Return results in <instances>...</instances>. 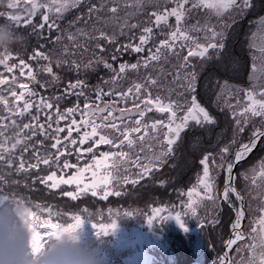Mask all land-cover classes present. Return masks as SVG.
I'll return each instance as SVG.
<instances>
[{
    "label": "snow or ice",
    "instance_id": "6c2138e0",
    "mask_svg": "<svg viewBox=\"0 0 264 264\" xmlns=\"http://www.w3.org/2000/svg\"><path fill=\"white\" fill-rule=\"evenodd\" d=\"M13 2L8 4L9 9L13 7ZM25 3L30 6V11L26 15L8 16L9 20L15 22L16 28L30 27V35L44 39H49L42 35L45 27L49 32L56 30L60 34L51 42L62 44L66 37L68 44L63 45L61 53L65 57H74L75 49L78 48H83L87 52L85 43L94 42L95 62L103 63L106 69H111L114 73L109 80L104 81V85L111 84L112 87L105 92L104 87L98 85L95 90V99L91 101L84 91L87 88L85 80L69 82L63 92L54 96H40L36 99L38 94L29 87V84L20 83L18 91L16 75L9 77L0 73V105H3V110L7 114L0 116V168H15L17 173H28L31 169L39 170L42 164L49 169H55L48 175L34 177L33 181H38L49 190H60L62 197L71 198L72 201L87 197L89 193L91 197L101 196V199L105 201L110 196L127 195L128 185L137 186L140 181L167 163L168 157L173 153L174 145L191 124L205 127L216 123L215 117L199 103L194 94L197 73L192 60L194 58H199L201 61L209 60L213 52L219 53L225 47V29L230 27L223 22L224 17L228 16L232 19L243 15L254 6L253 0H98L97 3H93L92 0H25ZM168 5L172 7L169 8ZM81 6L86 7V12L78 15L68 27H75L81 21L84 26L75 27L74 32L67 29L61 30L58 21L71 9ZM122 7H133L137 12L152 7L153 11L148 14L147 20L129 23L135 13H125L121 17L119 13ZM37 14H40L42 19L39 24H34L33 18ZM200 14H203L202 20L197 18L195 24L190 23L194 16L199 17ZM3 15L4 12L0 11V16ZM170 18H174V24L170 22ZM214 19L220 22L219 31H217V25L213 23ZM92 20L97 23L89 27V22ZM98 23H102L104 28L98 27ZM109 23L118 27L119 32L105 31ZM125 29L132 34V38L128 43L121 45L118 43V35H125ZM136 29H140L138 42L134 34ZM258 30L264 35V17L259 20ZM157 32L164 38L159 39L158 44L148 48L146 57H141L136 63H121L118 70L113 68L103 55H96V49L103 53L111 45H116L112 60L117 59L116 53L119 52L130 51L139 55L145 51V47L150 42L156 39ZM82 38H85V43L80 42ZM101 41L105 43L102 44ZM69 45L72 46V51L69 50ZM252 46L255 47V45ZM259 52V56L252 57L253 62L249 73L250 87L234 88L227 82L220 86L217 103L219 104L223 99V107L231 112L234 121L232 139L220 147L218 152H207L200 159L202 174H198L196 185L187 189V201L182 200L179 205L183 212L176 211L173 214L166 208L155 207L151 210L152 214L146 217L150 225L154 221L172 217L184 228L182 218L193 216L203 228L206 223L218 225L219 219L212 216L209 220L208 215L211 213L201 217L199 210L211 204L212 211L217 212L220 207L218 202L221 200L227 202L235 213V220L231 224L234 238L225 242L228 251L219 256L215 264H264V159L259 162V171L254 166L249 170L250 177L245 174V180H251V187L246 194L251 199L259 201L256 207H253L251 199L246 201L245 193L236 188L232 175L236 164L256 148L258 141L264 139V47H261ZM13 59H18L19 63L9 66V61ZM29 59L47 62L37 69V72H46L51 77L49 81L41 83L42 88L58 84L61 78L53 71V60L50 55L36 50ZM173 60L175 63H172ZM161 62L170 64L175 74L169 82L168 95L153 96L151 89L159 86L162 76L171 74L165 71ZM93 63V60H89L88 63L82 64L74 58L70 63L67 59L60 57L55 60L57 67L67 64L70 70H75L77 73L80 72L81 67L92 68ZM0 65L8 73H13L14 69L18 68L21 77L25 76V70H27V78L31 82H39L37 72H34L18 54L13 55L11 51L0 52ZM141 68L145 71L149 68L153 69L157 72L156 77L153 78L149 74L142 80L132 81L126 90L122 89L120 81L126 73L129 70L139 72ZM186 93H192L190 100L186 98ZM73 94L78 97L77 103L61 110L59 101ZM173 95L176 99H172ZM79 97H84L85 100L82 108ZM105 97L109 99L105 100ZM129 98H131L130 101ZM233 98L235 103H230V99ZM121 102L124 104L123 107L120 106ZM129 103L131 107L128 106ZM33 109H35V115H32ZM153 112L159 113L161 118L149 119V114ZM78 113L79 120L76 118ZM26 115L30 117V121L21 126L18 118ZM42 115L43 122H41ZM62 122L63 126H61ZM10 128H15L17 131L12 135H6ZM249 128L251 132L248 142L241 143L235 152L234 160H229L238 137ZM65 132L67 135L62 136L61 134ZM74 133L78 139L73 137ZM37 136L43 139L33 144L32 141ZM47 140L52 141L51 150L45 148ZM89 142L91 146L86 147L85 145ZM101 145L119 150L103 151L97 156L94 149ZM125 148L128 150L125 151ZM17 150H20L19 157L15 155ZM29 152H31L30 159L35 160V163H27L26 166L25 156ZM88 155L91 159L81 166V162ZM71 156H75L76 163H72L67 158ZM17 159L18 166L14 163ZM61 159H63L62 165ZM221 171L225 174L222 192L217 189V176ZM9 175L11 173L0 175V198L6 195L5 186L12 187L20 183L15 180L9 182L6 179ZM62 185L75 186V190H62ZM24 186L28 187L27 184ZM252 188L258 189L255 196L252 195ZM11 195L26 204L28 219L37 222L33 236L37 244L44 241L52 230L60 226L59 222H53L52 217L58 218L61 213L54 212L52 207H42L40 203H36L34 207L37 211H34L31 201H25L22 196L18 197L15 191ZM84 211L86 212L87 209ZM40 212H46L49 218L42 219ZM132 213L125 211L123 214L131 215ZM109 214L112 215L111 211ZM246 218L250 220L251 226V231L247 234L243 231V221ZM70 219L71 222L65 226L67 229L79 227L83 222L80 214H71ZM92 226L97 234H107L116 228V220L112 219L108 224L93 223ZM245 240L250 243L236 248L240 259L230 257L229 252L233 246ZM245 251L246 257L243 255Z\"/></svg>",
    "mask_w": 264,
    "mask_h": 264
},
{
    "label": "rangeland",
    "instance_id": "374dc122",
    "mask_svg": "<svg viewBox=\"0 0 264 264\" xmlns=\"http://www.w3.org/2000/svg\"><path fill=\"white\" fill-rule=\"evenodd\" d=\"M92 2L97 3L98 0H92ZM162 7H163V5H162ZM168 7L170 8V7H172V5H168ZM80 9L81 10L71 9L69 12H67L64 15V17L62 19H60L58 21L61 30L67 29V25L71 21H73L72 17H77L81 13L86 12V7L81 6ZM0 11L5 12L7 10L3 7H0ZM152 11H153L152 7H148L144 11H141V12H137L136 9H134L132 7H128V8L122 7L119 15L121 17H123L125 15V13H135V15H133L130 18L129 23H140L142 21L147 20L148 14L151 13ZM249 11L250 12H248V13L246 12L243 15L235 16L232 19H229L228 16H225L224 21H223L224 23H227L230 25V27L225 29L226 40H228V42H230L228 44V46L232 47V43H233V45H235L236 39L240 38L241 39L240 40V46L244 45V51L248 55V57L245 58L244 56H247V55H245V53L243 51H238V53H233V56L235 57V59L232 58L234 64L236 65L235 70H239V72H242L244 70L242 73L238 74L239 79H242V77L245 74V70H247V72L245 74V81L243 82L245 84H240V83H242V81L239 82L236 77L232 78L233 74L224 73L221 78L218 77L219 79L216 81V86L212 87L213 90H209V88H210L209 86L212 84V80L214 77L212 79L204 78L205 77L204 71L207 68L215 67L218 62H219L220 67L223 70H227V69H224L225 68L224 64L219 61V58L223 55V54L220 55L221 52H224L226 47H227L226 40H225V47L219 53L213 52L211 54V59L201 61L199 58H194L192 60V63L195 65V71L197 73L196 92L194 94L197 96L199 103L202 106H204L209 112H210V108H211V110L215 109V106L210 105L209 103L211 101L212 102L216 101L217 94L221 90L220 86L222 84H224L225 82H227L229 85L233 86L234 88L235 87H239V88L250 87L249 73L251 71V64L253 62L252 57H253V55L259 56L260 55L259 49L261 47H264V35H262L258 30V23H259L260 18L264 17V12L261 15L257 16L256 13H254V11H253V7ZM101 15H105V13H101ZM202 15L203 14H200L199 17L194 16V18L190 20V23L195 24L197 18H200L202 20ZM241 18H246V20L241 21L240 25H238L240 27L243 25L244 27H243V30L239 29L238 30L239 34H237L236 28L235 29L233 28V25H234L233 23H236ZM41 19H42L41 15L37 14L33 18V23L39 24L41 22ZM92 21H95V20H92ZM170 22L174 24L175 23L174 18H170ZM213 23H215L217 25V31H219L220 30V22L216 21L214 19ZM241 23H242V25H241ZM80 24H81V27H83L82 21L80 22ZM99 25H100V27L104 28L103 27L104 25L102 23H99ZM76 26H78V24ZM145 26H147V25H145ZM16 29H17V31L28 35V38H29L27 46L25 48H22L23 50H25L24 53H17V54H21V55L25 56V57H23V60H25L24 58L29 56L30 53H32V51L40 50V51L45 52L46 54H48L52 57V60H53L52 67H53V70H58V72H56V74L58 75L60 67L56 66L55 60L57 57H60L61 59H64V58L61 57V53L59 51H57V49L55 48L57 45L51 46V43H47V42H49L50 40H53L51 38L56 37L60 33H58L56 30L49 32L47 27H45L42 35L49 37V39H44V38H38L35 35H30L29 34L31 32L30 27L21 26V27H18ZM118 29H119L118 27L109 23V25L105 28V31H107L108 33H112L113 31H116ZM126 31H128V30H126ZM254 33L256 34L255 36L253 35ZM231 34H232L233 39H231ZM139 35H140V29H139V33L136 36L137 42H138ZM201 35H203V34H201ZM128 36H130V33L126 35V37H128ZM156 37H157V42L154 44H158L159 39L164 38L163 36L159 35V32H157ZM33 39L34 40L37 39L38 41H40L42 43L41 45H44V47H41V45L37 43L39 46V49L34 50L32 48V45H36V44L32 43ZM127 39L126 40L123 39V42L121 45L126 44L130 41V40L128 41ZM153 45L152 46L147 45V46L149 48H151V47H153ZM252 45H255V47H253ZM12 52L15 53L14 51H12ZM185 54H186V51H185ZM229 54H231L230 50H229ZM120 60H122V59H120ZM248 60H249V64H248L249 67L247 66V63H246ZM41 62L43 64L47 63L46 61H43V60H41ZM172 63H175V61L173 60ZM161 65L164 67L166 72L171 73V74H169L167 76H162L160 79L159 86L151 89L153 96H156L157 94H159L161 96H167L168 95L167 89L170 86L169 82L172 80V77L175 74V70L171 68L170 64H164L163 62H161ZM230 68L233 69L234 66H232ZM118 69H119V67L117 68V70ZM150 69L151 68H149L147 71L140 70L139 72H134L132 70H129L126 73L125 77L120 81V87L122 89L126 90L132 81L142 80L143 77H145L149 74H151L152 77L155 78L157 75V72L154 70H150ZM2 70H5V69L2 65H0V73H3ZM157 70H158V68H157ZM189 71H192V69H189ZM110 72L112 75H114L112 70H110ZM26 73H27V70H25V76L24 77H27ZM13 74H15V72H13L12 75ZM12 75H10L9 77H11ZM246 75H248V76H246ZM6 76H8V75L6 74ZM24 77H21L20 73L18 72L17 86H16L18 91H19L18 85L20 83H27V84H29V87L38 94L36 99H39L40 96L48 97V96H54L55 95L54 93H55V90L57 89L56 87H58L56 84L49 86V87H46V88H42L41 83L46 82V81H44V79H42V77L39 78L37 76V80L39 81L38 82L39 86L31 84L28 81L29 78L26 81L25 80L22 81V79ZM68 84L69 83L67 82V85ZM180 91H183V89H180ZM208 92H212L210 98L208 97ZM191 95H192V93H186L185 94L186 98L189 100L191 98ZM241 98H242V94H241ZM172 99H176V96L173 95ZM77 100H78V98H76L74 94L69 95V98L66 99L65 101H59V107L61 108V110L72 107L77 103ZM130 100H131V98H129V101ZM181 102H183V101H181ZM229 102L235 103V99L234 98L230 99ZM206 103L209 105H206ZM79 104L81 105L80 100H79ZM223 104H224V101H223ZM123 106H124V104H123ZM123 106H121V107H123ZM128 106L131 107V104L129 103ZM2 110H3V106H2ZM221 110L222 111L220 112L219 115L222 114V119H223L222 123L223 124L225 123L224 126H227V125L230 126V128H231L230 130H232L231 135H233L234 121L232 120L231 112H230V110H228L227 108H225L223 106H221ZM4 115H7V114L3 110V112L1 113L0 116H4ZM32 115H35V114H32ZM211 115H213L215 117L216 123L218 124L219 123V121L217 122L218 115L217 116L214 114H211ZM41 117L44 118L43 115ZM76 118L78 120L80 119L79 113L77 114ZM158 118H161V115L159 113L153 112V113L149 114V119H158ZM29 121H30V117L26 120L25 123H27ZM228 121H230V122H228ZM215 124L210 125L211 126L210 128L215 127L214 126ZM192 125L194 126L195 124H192ZM61 126H63V125H61ZM210 128L208 126L200 127V126L196 125L194 129L189 131V134L184 136V138L185 137L189 138L191 135L192 137H190V140L193 138L194 143H197L199 146H203L204 143L212 144V139H216L217 137L212 135ZM15 131L16 130H14V128H10L8 130V132L6 133V135H12V133H14ZM250 132H251V128L246 130L241 136L238 137V139L242 137L240 139L242 141L237 142L238 146L234 149L231 160H234L235 152L239 149L240 144L248 142ZM184 133H185V131L182 133L179 141L174 145L173 152H174V150H177L178 146H180L183 143L184 138L182 139V137H183ZM61 135L62 136L67 135V132H65ZM217 136L218 137L220 136L219 133L217 134ZM73 137L78 139V137H75L74 135H73ZM221 137H224V136L222 135ZM261 141L264 142V139H262ZM261 141L257 142L256 148L253 149V151L245 159L238 162V164L235 167L234 184H235L236 188L238 190H240L242 193L246 194L248 189L251 187V180L250 179L245 180V174H248L250 177L251 173L249 170L251 168H253L254 166H256L257 171H259V167H258L259 162L262 159H264V144H262L261 147H258V145L261 143ZM33 144H36V143H33ZM45 144H46V141H45ZM192 145H193V143H191L190 146H192ZM85 146L90 147L91 143L89 142ZM45 148L48 150H51V144L46 145ZM118 150L119 149H112L111 146H107V145H101L97 149H94L95 154L97 156H99L100 152H103V151H118ZM124 150L127 151L128 149L125 148ZM42 151H43V149H42ZM216 151H218L217 148H216ZM15 155L18 157L20 155V150H17ZM250 156H252L253 159H248ZM30 157H31V152H29L25 156V160L26 161L27 160L32 161L33 159H30ZM73 157H75V156H71V157H67V158L70 159V161L72 163H76V159ZM90 159H91L90 155L86 156L84 161L81 162V166H83V163H87ZM32 163H35V161L33 160ZM60 163H61V165L63 164V159H61ZM52 170H55V169H49L46 175L50 174V171H52ZM200 170L202 171V166L197 167L195 169H194V166H192L191 168L187 169L186 173L188 172L189 177L192 178L191 180H188V183L189 182L191 183L189 187H192V185L193 186L196 185L197 181L194 180V173L200 172ZM42 171H40V173ZM40 173L38 170H35V171L28 173V176H26L25 179H23L24 184H27L29 186V184L33 182V178L40 176ZM59 174L60 173L57 170V175H59ZM161 174H163L161 171H160V173H159V171L158 172L156 171V172L152 173L149 177L158 178V177H160L159 175H161ZM200 174H202V172H200ZM219 176H220V181L217 183V189H219L218 191L222 192L223 186H224V180H225L224 172L221 171ZM146 178H148V177H146ZM29 181H30V183H29ZM257 191H258V189L252 188V195L255 196ZM25 195H26L25 197H27L28 201H31L32 205H34V201L32 200V197H30V194L27 193ZM173 196L175 197V195H173ZM249 199H251V197L247 196V194H246V201ZM184 200H185L184 202L187 201V198L185 197V195H184ZM222 202H224V201L221 200L218 202L219 205L221 204V206L219 207V210H218L220 212V215L217 217L219 219V224L215 226V231H214L215 232L214 233L215 239L217 240V248H213V246H211L210 243H207L208 229L201 231L199 228H196V230L193 231L194 230L193 228L197 227L196 224H198L196 218L193 216L183 217L186 219L182 218L184 225H185L184 228H182L180 226V224H178L177 221L172 217H169L167 219L162 220L163 223L161 221H159L158 224H155L151 228L147 224L146 217L150 214L152 205L148 204L147 202H143V205H141L140 201L129 200L126 203L124 211H121L120 209L104 208L102 214H101V211L97 210L94 212L92 209H89V211L86 213H76V214H80L82 217V221H83L82 222V229H81L82 241L84 243L89 244V245L93 246L94 248H96L97 251L100 252V254L105 258V262H107V264H112L109 261L111 254L108 253L109 249H108L107 242L112 245V246H110V250L118 258L120 264H146V262L142 258H140L141 255L140 256L136 255L137 254L136 249L134 248V245H133V238L135 237V235H138V234L141 235L140 245L142 246L143 253L147 247L150 250H153L157 254L158 258L156 260V264H215V262L218 260V257L223 254V245L225 247V242L230 238H234V234L232 233V230H231V224L235 220V213H234V210L229 206V204L227 202H224L223 205H222ZM251 203H252L253 207H256V205L259 203V201L256 199H251ZM180 204H181L180 201H176L175 199H173V200L169 201V204L167 206L161 205V203H160L159 207L161 206V208L163 207L166 209H170V211H172L174 214L176 211H180V209H181V207H179ZM153 207H157V206L154 205ZM34 208L35 207L33 206V210L37 211V209H34ZM200 210L202 211L203 215L206 216L212 210V205L207 204L205 206V208H202ZM200 210H199V213H200ZM110 211H111L112 215L109 214ZM125 211H130L133 213L131 215H124L123 213ZM182 212H183V210H182ZM117 213L119 215H117ZM93 214H94V220H90L88 218V215H93ZM40 215H41L42 219H48L49 218L48 214L46 212H40ZM165 215H167V212H165ZM203 215H202V217H203ZM256 215L258 216V213ZM102 216L103 217L106 216V218L103 219ZM188 218H189V220H187ZM112 219L116 220V228L113 231H109L107 234H103L102 236L97 237L96 229H94L92 226L93 221L95 223L108 224V223H111ZM208 219L211 220L212 219L211 216L208 215ZM52 220L54 223L58 222L53 217H52ZM68 222H71V220ZM164 224L168 227L167 234H166V230L162 229V227H161ZM209 225L213 226V224H209ZM243 231L246 234L251 231L250 220L247 218L243 221ZM193 232H195V233L193 234ZM173 243H174V248H170L169 246ZM246 243H250V241H248V240L241 241V242H238L237 245L233 246V249L229 252L230 257H233L234 259L239 260L240 255H238L236 253V248L240 247L242 244H246ZM225 250L228 251V249H226V247H225ZM145 253H146V251H145ZM243 255L246 257L247 252L245 251L243 253ZM137 256H139V257H137Z\"/></svg>",
    "mask_w": 264,
    "mask_h": 264
},
{
    "label": "trees",
    "instance_id": "16d2710c",
    "mask_svg": "<svg viewBox=\"0 0 264 264\" xmlns=\"http://www.w3.org/2000/svg\"><path fill=\"white\" fill-rule=\"evenodd\" d=\"M133 8V7H132ZM79 10V8H77ZM135 9V8H134ZM253 11L254 13H256L257 16L261 15L264 12V0H259L258 4L253 6ZM4 12V11H3ZM250 12V11H248ZM247 12V13H248ZM76 17H72V19L74 20ZM246 18H241L240 20H238L236 23H233V28H236V32L237 34H239L238 30L242 29L243 30V25L241 23V27L238 26L240 25L241 21H245ZM93 23H97L95 21H91L89 23V26L91 27V25ZM69 24L67 25V30L68 31H75V27H81V24L79 23L78 26H75L73 28H69L68 27ZM84 26V25H83ZM98 27H100L99 23L97 24ZM104 27V26H103ZM253 27V26H252ZM54 30V29H53ZM52 30V31H53ZM127 30V29H126ZM125 30V35L119 36L118 35V43L122 44L123 39L129 41L132 38V34L130 33V36L126 37L127 34H129L128 31ZM116 32H119V29L116 30ZM139 33V29H136L134 34L135 36H137V34ZM123 39H122V38ZM31 38V37H30ZM55 38V37H54ZM54 38H51L54 40ZM231 39L232 38V34H231ZM240 38H237L235 41V45H233L232 43V47H229L228 44L230 42H228V40H226L227 43V47L225 49L224 52H221L220 55H222L219 58V61L222 62L225 66L224 69L227 70H223L220 65L219 62L217 63V65L215 67H210L207 68L204 71V78H208V79H212V84L209 86V90H213V86H216V81L221 78L223 76L224 73L226 74H233L232 78H237L238 81H242V83L240 84H245L243 83L245 81V74L247 72V70H245V74L242 77V79H239L238 74L242 73L239 72V70H235L236 69V65L234 64L233 59H235V57L233 56V53H238V51H244V45L240 46ZM52 40H50L47 43H51V46H56L55 48L57 49V51H59L60 53H62L63 51V45L68 44V41L65 37V39L63 40L62 44H53L51 42ZM81 43H85V38H82ZM125 42V41H124ZM157 42V37L154 41L150 42L148 44V46H152L154 43ZM32 43L36 44V45H32V48L34 50L39 49L38 44H42L40 41L36 40H32ZM38 43V44H37ZM100 43H105L104 41H101ZM85 46L88 48V51L85 52L83 48H78L75 49L76 55L73 56H62V58L67 59L69 61V63L71 62V60L74 58L77 61L82 62V64H86L88 63L89 60H93V67L92 68H88V69H84L83 67H81V70L79 73H77L75 70H70L68 65H63L59 68V73L58 76L61 78L60 81L58 82V84H56L58 87H56L57 89L55 90V95L63 92V90L65 89L67 82H75L76 80H85L87 82V88L84 90L86 92V94L89 97V101L94 100L95 99V90L97 88V86H103L104 87V91L107 92L108 89L110 87H112L111 84L109 85H104V81H107L111 78L112 74L110 72L111 69H106L103 65V63H96L95 62V55L93 54V50L95 49V43L91 42V43H85ZM148 46L145 47V51L141 54H136L134 52H119L116 53L117 55V59L116 60H112V54L113 51L116 47V45H111L108 46L106 51L103 53H100L98 49H96V55H103V57H105L107 59V62L112 64L113 68H118L119 65L121 63H136V61L138 59H140L141 57H146L148 55ZM27 50V49H26ZM32 50V49H31ZM69 50L72 51V46L69 45ZM229 50L231 51V54H229ZM15 53H12L14 55H17V53H24L25 50L21 49V48H17L13 50ZM35 51H32V53H30V55H33ZM19 57L21 59H23V55L18 54ZM29 56H27L26 58H24L25 62L28 63L33 71L37 72V69L39 66H43L44 64L40 61H35V60H30ZM245 55H247L245 53ZM245 58L248 57L244 56ZM122 59V60H120ZM251 59V58H250ZM120 60V61H119ZM18 64L19 60L18 59H13L9 61V66H11V64ZM247 66L249 67V60L246 62ZM234 66V68H230ZM35 69V70H34ZM55 69V68H54ZM140 70H144L143 68H141ZM153 70V69H150ZM54 72H58V70H53ZM4 75H12V73H8L6 70H2ZM16 76L18 77V72L19 69H14V71ZM43 71H39L37 72V76L40 78L42 77V79H44V81H49L51 79L50 75L46 72ZM248 76V75H246ZM219 77V78H218ZM27 77H24L22 79L23 80H27ZM31 84H34L36 86H39L38 83L36 82H31L30 79L28 80ZM208 90V91H209ZM212 92H208V97L210 98ZM76 98H78L75 95ZM69 96H66L64 99H62L61 101H65L66 99H68ZM108 97H105V100H108ZM79 100L81 102V108L83 107V104L85 103L84 97H79ZM210 105H214L215 109L211 110L210 108V113L214 114V115H218V120L219 123L215 124V127L210 128L211 126H208L211 129V133L212 135L216 136V139H212V144H207L204 143L203 146H199L197 143H194L193 138L190 140V137H192L190 135L189 138H184V136H186L187 134H189V131H191L192 129L195 128L196 125H190L186 130L185 133L182 137L183 143L178 146L177 150H174V152L172 153L171 156L168 157V161L166 164H164V166L162 168H160V171L163 173L161 175H159L160 177L156 178V177H148V178H144L142 181H140V183L137 186H132V185H128V194L127 195H123L121 197H115V196H110L108 200H102L101 196H97V197H91V194L89 193V195L87 197H81L78 199V201H72L71 198L68 197H62L60 195V190H49L45 185L40 184L38 181L36 182H32L30 183L29 181V186L25 187L24 185V180L26 176H28V173L35 171L36 169H31L29 170L28 173H17L15 168H7V167H3L0 168V175L4 174V173H11V175L7 176L6 179L11 182L13 180L15 181H19L20 183L9 187V186H5L4 187V192L6 194H11L13 191L16 192V195L22 196L25 201H28L27 197H25V194H30V197H32V200L34 201V205L36 203H40L42 205V207H47L50 206L52 207V210L54 212H59L61 213L60 217H53L56 221L60 222L61 219L70 221V215L71 214H76V213H86L89 211V209H92L94 212L99 210L101 211V214L104 210V208L107 209H120L121 211H124L126 203L129 200H133V201H140L141 205H143V202H147L148 204L152 205V208L154 205H156L157 207H159V204L161 203V205H168L170 200L175 199L176 201H180L182 202L185 201L184 200V195L187 198V189L190 188V182L188 183V180H191L192 178L189 177L188 172L186 173L187 169L191 168L192 166H194V169L197 167H200V159L204 156V154L208 151V152H218L216 151L219 150L220 147H222L224 144L228 143L231 139H232V130H230V126H224V124L222 123V114H220L221 110V106H223V99L220 100L219 104L217 103V99L215 102H210ZM206 103V105H209ZM2 106L0 105V115L3 112L2 110ZM120 106H123V103L121 102ZM32 114H36L35 109L32 110ZM29 118V116H25L23 118H18V122L22 125L23 123L26 122V120ZM44 118L41 117V122H43ZM230 122V121H228ZM194 124V123H193ZM61 125H63V122L61 123ZM14 130L17 131V129L14 128ZM219 133V137L217 136V134ZM75 137H77V135L74 133L73 134ZM224 137H221V136ZM226 137V138H225ZM242 138V137H241ZM241 138L238 139V142H241L242 140H240ZM43 139V137L37 136V138L35 140H33V143H36L37 140ZM204 141V140H203ZM52 143L51 140H47L46 141V145H50ZM191 143H193L192 146ZM202 144V143H201ZM262 144H264L263 141H261V143L258 145V147H261ZM238 146V143L235 144V146L232 148L231 150V155L229 156V160H231L234 149ZM71 147V146H70ZM19 157V156H18ZM75 158V157H73ZM248 159H253L252 156H250ZM255 159V158H254ZM35 161V160H34ZM32 161L27 160L26 161V166L27 163H32ZM17 166L19 164V160H15L14 162ZM250 163V162H249ZM43 170V171H42ZM49 168H47L44 165H40V169L38 170L39 173L40 171H42L40 173V176H45L48 172ZM157 171V172H158ZM200 172H202L200 170ZM200 172L194 173V180L197 181V176L198 174H200ZM220 181V176H217V183ZM51 183V182H49ZM196 183V182H195ZM194 183V184H195ZM189 184V185H188ZM193 186V185H192ZM62 190H71L74 191L75 187L74 186H61ZM219 190V189H218ZM175 195V197L173 196ZM224 202H222L223 205ZM33 205V206H34ZM108 205V206H107ZM165 206V207H166ZM221 206V204H220ZM103 208V209H102ZM146 208V207H145ZM151 208V210H152ZM161 208V206H160ZM163 208V207H162ZM35 209V208H34ZM84 209H87V211L85 212ZM147 209V208H146ZM148 210V209H147ZM170 210V209H168ZM182 208L180 209V211L182 212ZM211 218L212 216H216L218 217L220 215V212H213L212 210L210 211ZM152 214V211H150V214ZM199 215L202 217L203 213L200 210ZM103 217V216H102ZM204 217V215H203ZM105 217H103V219H105ZM186 219V218H183ZM189 220V218L187 219ZM162 223L163 221L160 220ZM93 223H95L93 221ZM92 223V224H93ZM159 221H154L151 225L147 222V224L152 228L155 224H158ZM197 227L193 228L195 231L196 228H199L201 231L207 230L208 229V238H207V243H210L211 246H213V248H217V240L215 239V226H210L209 224H205V226L203 228L200 227V224H196ZM162 229L166 230V234L168 231V227L164 224L163 226H161ZM195 232H193L194 234ZM108 245V249L111 255H110V259L109 261L112 264H120L118 258L111 252L110 250V246H112L110 243L107 242ZM170 248H174V243L171 244L169 246ZM215 250V249H214ZM146 251V253H145ZM144 251V256H141L140 258H142L146 264H156V260H157V254L153 251L150 250L149 248L146 247ZM100 253V252H99ZM139 257V256H137ZM105 264H107V262H105Z\"/></svg>",
    "mask_w": 264,
    "mask_h": 264
},
{
    "label": "clouds",
    "instance_id": "9594fccd",
    "mask_svg": "<svg viewBox=\"0 0 264 264\" xmlns=\"http://www.w3.org/2000/svg\"><path fill=\"white\" fill-rule=\"evenodd\" d=\"M10 2L13 0H0V7L7 10L0 16V52L25 48L29 39L28 35L17 31L15 22L8 16L26 15L30 6L25 0H14L9 9ZM25 209L26 204L16 196L6 194L0 198V264H105V258L97 249L82 241V224L67 229L65 226L69 222L61 219L60 226L44 241L34 242L37 222L28 219ZM88 218L94 220V214ZM96 235L103 234L96 232Z\"/></svg>",
    "mask_w": 264,
    "mask_h": 264
},
{
    "label": "water",
    "instance_id": "95a60500",
    "mask_svg": "<svg viewBox=\"0 0 264 264\" xmlns=\"http://www.w3.org/2000/svg\"><path fill=\"white\" fill-rule=\"evenodd\" d=\"M259 142V141H258ZM238 164V163H237ZM236 164V165H237ZM236 167V166H235ZM235 167H234V170H233V173H232V175H233V177H234V172H235ZM140 238H141V235L140 234H138V235H135V237L133 238V245H134V248L136 249V255H141V256H143L144 255V253H143V249H142V246L140 245ZM226 250H225V247H224V245H223V253L225 252Z\"/></svg>",
    "mask_w": 264,
    "mask_h": 264
},
{
    "label": "flooded vegetation",
    "instance_id": "af4514ba",
    "mask_svg": "<svg viewBox=\"0 0 264 264\" xmlns=\"http://www.w3.org/2000/svg\"><path fill=\"white\" fill-rule=\"evenodd\" d=\"M258 2H259V0H253V3H254L255 5H257Z\"/></svg>",
    "mask_w": 264,
    "mask_h": 264
}]
</instances>
